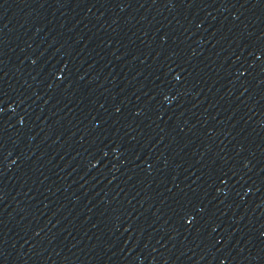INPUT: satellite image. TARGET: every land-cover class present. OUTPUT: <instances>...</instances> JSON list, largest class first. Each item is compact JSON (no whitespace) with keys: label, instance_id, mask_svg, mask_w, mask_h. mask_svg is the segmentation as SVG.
Segmentation results:
<instances>
[{"label":"water","instance_id":"obj_1","mask_svg":"<svg viewBox=\"0 0 264 264\" xmlns=\"http://www.w3.org/2000/svg\"><path fill=\"white\" fill-rule=\"evenodd\" d=\"M0 264H264V0H0Z\"/></svg>","mask_w":264,"mask_h":264}]
</instances>
